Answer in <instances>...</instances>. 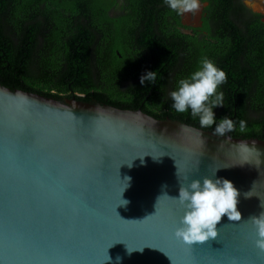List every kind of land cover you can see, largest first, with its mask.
Returning <instances> with one entry per match:
<instances>
[{"label":"water","instance_id":"1","mask_svg":"<svg viewBox=\"0 0 264 264\" xmlns=\"http://www.w3.org/2000/svg\"><path fill=\"white\" fill-rule=\"evenodd\" d=\"M216 168V176L239 190L241 221L224 215L216 237L187 248L172 235L183 211L170 198L178 196L176 173L191 179ZM125 177L130 186L121 193ZM119 196L128 203L116 205ZM261 202L264 139L217 137L140 108L59 99L0 83L3 264H101L103 249L115 238L121 241L107 248L110 259L102 264H264L254 229L243 222L261 211ZM115 205L124 220L157 213L127 222ZM127 245L143 250L129 255Z\"/></svg>","mask_w":264,"mask_h":264},{"label":"trees","instance_id":"2","mask_svg":"<svg viewBox=\"0 0 264 264\" xmlns=\"http://www.w3.org/2000/svg\"><path fill=\"white\" fill-rule=\"evenodd\" d=\"M128 1L129 17L113 20L101 0H0V83L59 99L140 108L200 127L190 110L175 111L170 93L207 57L227 74L217 89L224 103L214 108L217 118L234 121L231 136L264 139L263 24L243 19L241 1L208 0L212 18H205L203 34L178 29L179 16L167 4ZM232 4L239 12L228 10ZM109 21L118 26L112 40L95 44L96 25ZM146 70L157 72L154 83H140Z\"/></svg>","mask_w":264,"mask_h":264},{"label":"clouds","instance_id":"3","mask_svg":"<svg viewBox=\"0 0 264 264\" xmlns=\"http://www.w3.org/2000/svg\"><path fill=\"white\" fill-rule=\"evenodd\" d=\"M164 2L178 15L192 13L200 7V0H164ZM156 78L157 72L155 70H146L140 76V83L144 84L145 81L154 83ZM226 80V72L219 68L213 60L205 57L201 60L199 68L187 77L181 78L178 81L177 88L171 91L172 107L178 113L190 110L192 117L198 118L202 129H211L215 136L226 137V133L234 131L236 125L228 115L217 118L214 112L215 107L224 106L223 92H218L217 89ZM246 127L247 122L243 119L239 120V130L244 132ZM141 163H144V161L141 160ZM128 165L129 167L132 166V160L128 162ZM217 170L218 168L211 170V175L191 179H189V174L180 176L178 171L176 173L180 184L178 196L170 198L183 211L179 217L178 225L172 231V235L182 244L192 245L194 242H205L209 238L216 237L218 234L216 225L224 215L230 221H241V213L237 208L239 190L231 180L216 176ZM130 180L131 177H125L121 193L126 187L130 186ZM244 195L246 198L251 197L248 192H245ZM127 203V200L120 199L119 196V202L116 205H126ZM116 205V215L127 222H143L157 213L156 208L154 214L146 216L144 219L124 220L116 212ZM259 206L261 211L257 214H251L243 222L252 225L254 229V246L260 251H264V202H261ZM137 250L142 251L143 246L130 247L127 245L129 255ZM107 257L106 260H109L110 257L108 255ZM120 259L119 256L116 257L117 261Z\"/></svg>","mask_w":264,"mask_h":264},{"label":"flooded vegetation","instance_id":"4","mask_svg":"<svg viewBox=\"0 0 264 264\" xmlns=\"http://www.w3.org/2000/svg\"><path fill=\"white\" fill-rule=\"evenodd\" d=\"M106 5H109L107 8L108 16L111 17V19L116 20L122 17L123 15L128 16V8L127 5L129 3L128 0H101ZM154 3V6L158 5H166L164 0H149ZM243 4V7L245 10L243 13H247L246 16H244L243 19H247L251 23L252 21H260L263 24V35H264V0H240ZM260 6V8H256L255 4ZM209 2L208 0H200V7L197 11H194L192 13H185L184 15H178L179 16V22L175 23L178 29H180L184 33L194 34L196 30H199L200 34L207 33L204 29H202L204 20L207 17H211L208 15V11L206 8L208 7ZM234 6V7H232ZM229 5L228 10L230 12L237 11L239 9L238 5L232 4ZM226 6H224L225 9ZM239 12V11H237ZM129 17V16H128ZM212 18V17H211ZM242 19V22H243ZM241 21V20H240ZM240 21H237V23H240ZM252 24V23H251ZM97 28L95 29V37L93 42L95 44H101V43H109L112 40V36L116 33L115 27H118L116 24L113 23V21H109L106 23H98L96 25ZM249 29V27L247 28Z\"/></svg>","mask_w":264,"mask_h":264},{"label":"snow or ice","instance_id":"5","mask_svg":"<svg viewBox=\"0 0 264 264\" xmlns=\"http://www.w3.org/2000/svg\"><path fill=\"white\" fill-rule=\"evenodd\" d=\"M117 240H119V239H118V238H115V239L112 240L111 243H114V242H116ZM111 243H109V244L107 245V247H108ZM185 246H186L187 248L193 249V248H192V245H185ZM107 247H106L105 249H103V255H102V258L99 259L100 262H101V264H102V262H103L104 260L107 259ZM53 259H55V257H53ZM0 264H3V262L0 261ZM62 264H76V261H75V260H67V259H65V260H63Z\"/></svg>","mask_w":264,"mask_h":264},{"label":"bare ground","instance_id":"6","mask_svg":"<svg viewBox=\"0 0 264 264\" xmlns=\"http://www.w3.org/2000/svg\"><path fill=\"white\" fill-rule=\"evenodd\" d=\"M255 6H256V8H258V9L260 8V6L258 5V3H257V4H255Z\"/></svg>","mask_w":264,"mask_h":264}]
</instances>
